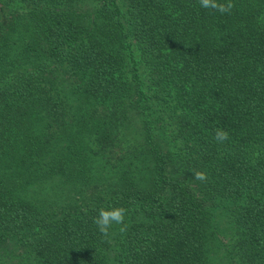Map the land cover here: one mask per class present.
<instances>
[{
    "label": "trees",
    "instance_id": "1",
    "mask_svg": "<svg viewBox=\"0 0 264 264\" xmlns=\"http://www.w3.org/2000/svg\"><path fill=\"white\" fill-rule=\"evenodd\" d=\"M230 2L0 0V264H264V0Z\"/></svg>",
    "mask_w": 264,
    "mask_h": 264
},
{
    "label": "clouds",
    "instance_id": "2",
    "mask_svg": "<svg viewBox=\"0 0 264 264\" xmlns=\"http://www.w3.org/2000/svg\"><path fill=\"white\" fill-rule=\"evenodd\" d=\"M200 5L203 8L215 9L222 14L230 12L233 7L230 0L227 4L218 3V0H200ZM214 139L222 143L228 139V133L223 129H216ZM193 177L200 181H205L207 179L206 173L201 171H194ZM125 214L126 209L122 207L101 208L98 210V214L93 218V222L103 236L109 234V229L113 224L120 225L119 231L124 232L127 228V225L124 223Z\"/></svg>",
    "mask_w": 264,
    "mask_h": 264
}]
</instances>
